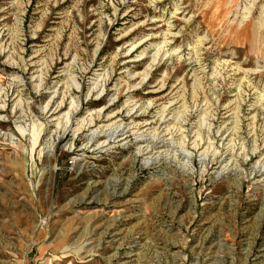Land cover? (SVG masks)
Here are the masks:
<instances>
[{
  "label": "rangeland",
  "instance_id": "1",
  "mask_svg": "<svg viewBox=\"0 0 264 264\" xmlns=\"http://www.w3.org/2000/svg\"><path fill=\"white\" fill-rule=\"evenodd\" d=\"M0 264H264V0H0Z\"/></svg>",
  "mask_w": 264,
  "mask_h": 264
},
{
  "label": "bare ground",
  "instance_id": "2",
  "mask_svg": "<svg viewBox=\"0 0 264 264\" xmlns=\"http://www.w3.org/2000/svg\"><path fill=\"white\" fill-rule=\"evenodd\" d=\"M125 131V130H124ZM128 138V137H127ZM125 140V139H124ZM213 147V146H212ZM195 148H196V146H195ZM187 157V156H186Z\"/></svg>",
  "mask_w": 264,
  "mask_h": 264
}]
</instances>
